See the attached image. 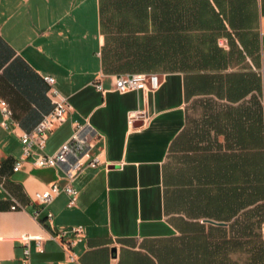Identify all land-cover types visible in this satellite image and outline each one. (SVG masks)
<instances>
[{"label": "crops", "instance_id": "crops-1", "mask_svg": "<svg viewBox=\"0 0 264 264\" xmlns=\"http://www.w3.org/2000/svg\"><path fill=\"white\" fill-rule=\"evenodd\" d=\"M132 74L160 86L117 93ZM47 76L70 110L45 153L77 124L96 134L72 209L33 201L61 170L12 172L53 108ZM0 100V264H20L23 235L44 239L31 264H264V0H0ZM75 226L70 263L56 234Z\"/></svg>", "mask_w": 264, "mask_h": 264}, {"label": "built area", "instance_id": "built-area-1", "mask_svg": "<svg viewBox=\"0 0 264 264\" xmlns=\"http://www.w3.org/2000/svg\"><path fill=\"white\" fill-rule=\"evenodd\" d=\"M43 80L49 86L48 98L53 106L52 110L44 115L40 122L32 131L23 133L20 136L21 157L13 164L12 172L20 171L21 166L25 162H30L38 169H59L62 171L61 183L50 185L45 193H35L33 201L42 208H47L61 194L67 197L66 208L72 209L76 207L79 192L75 187L76 181L87 170L97 169L101 162L97 155H94L96 134L93 130L83 124H77L71 137L62 144L53 154L45 153L46 143L50 136L53 135L55 125L65 120L66 114L70 110L69 104L65 99L61 98L58 92L53 88L55 80L52 77H44ZM160 86L159 79L156 75L132 74L122 75L114 80V89L119 94L129 92L150 93L156 91ZM100 92L101 86H95ZM0 127L7 128L12 123V112L6 102L0 100ZM145 113L143 111L130 112L127 117V124L132 127L137 120H144ZM3 183L0 181V192L3 191ZM12 200L11 210L22 209ZM39 211L34 214L38 218ZM46 221H51L53 215L47 212ZM59 239L67 237L68 241L61 244L62 250L67 255L70 263H78L77 256L72 251L78 243L86 238L83 226L71 227L66 231L56 234ZM261 235L264 238V223L261 226ZM44 239L36 235H23L20 242L23 245L22 257L20 264H31V244H34V250L38 254L44 253Z\"/></svg>", "mask_w": 264, "mask_h": 264}]
</instances>
